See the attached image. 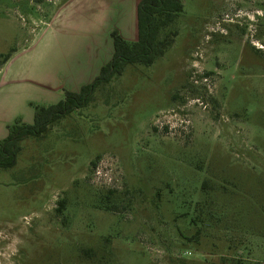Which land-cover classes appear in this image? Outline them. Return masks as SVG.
<instances>
[{
	"label": "rangeland",
	"instance_id": "374dc122",
	"mask_svg": "<svg viewBox=\"0 0 264 264\" xmlns=\"http://www.w3.org/2000/svg\"><path fill=\"white\" fill-rule=\"evenodd\" d=\"M182 2L163 56L0 171V264H264V0ZM126 8L0 0V112L31 123L92 81Z\"/></svg>",
	"mask_w": 264,
	"mask_h": 264
},
{
	"label": "trees",
	"instance_id": "16d2710c",
	"mask_svg": "<svg viewBox=\"0 0 264 264\" xmlns=\"http://www.w3.org/2000/svg\"><path fill=\"white\" fill-rule=\"evenodd\" d=\"M182 0H140L137 7L138 37L126 40L117 29L111 32L113 54L101 66L98 75L83 84L78 91L65 90L64 98L49 105H34L31 123L15 119L8 125V134L0 140V171L16 165L22 149L21 142L29 137L42 136L49 125L57 122L76 109L87 106L96 89L121 75L128 64L151 65L157 57L163 56L178 34L170 26L183 10ZM169 29L167 33L166 30ZM171 30V31H170ZM13 51L2 54L3 63L8 61ZM63 206V203H60ZM191 221L196 223V219Z\"/></svg>",
	"mask_w": 264,
	"mask_h": 264
},
{
	"label": "crops",
	"instance_id": "0c3cea01",
	"mask_svg": "<svg viewBox=\"0 0 264 264\" xmlns=\"http://www.w3.org/2000/svg\"><path fill=\"white\" fill-rule=\"evenodd\" d=\"M117 1L118 0H92V4H87V2H85V4H84L83 3L84 1L76 0V2L78 4H80L81 7L85 6L88 8L102 9L105 11L113 10L115 8H124V9H127L126 7L131 8L129 16L123 15L125 17H122L123 19L121 18L122 19L121 22L117 20L118 22L115 23V21H114L115 19L114 20L111 19L113 21L109 22L108 25H111L112 31H113V29H117L119 31V33L126 40L134 41L138 37L137 7H138V3L140 2V0H134L131 4H128V2H126L124 0L126 2V4H123L124 6L118 5L119 2H117ZM121 3H123V2H121ZM106 17H107V14L105 12L104 14H102L101 19L105 20ZM100 27H99V29H100ZM132 33L135 34V37H130V35H132ZM6 99L11 100V99H8L7 97L6 98L5 97L0 98V109H3V107H5L4 102L7 101ZM11 116H12V114L4 115L3 112H0V140L3 139L4 137H6L8 134V125H10L12 123L11 120L13 118V117L11 118ZM27 122L30 123V120H27Z\"/></svg>",
	"mask_w": 264,
	"mask_h": 264
}]
</instances>
